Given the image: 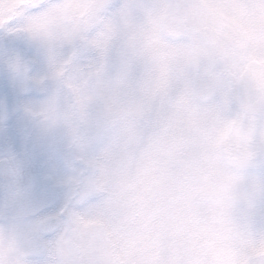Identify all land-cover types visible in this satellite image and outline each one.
<instances>
[{
    "label": "clouds",
    "instance_id": "9594fccd",
    "mask_svg": "<svg viewBox=\"0 0 264 264\" xmlns=\"http://www.w3.org/2000/svg\"><path fill=\"white\" fill-rule=\"evenodd\" d=\"M21 27L0 72L60 199L4 191L0 264H264V0H48Z\"/></svg>",
    "mask_w": 264,
    "mask_h": 264
},
{
    "label": "snow or ice",
    "instance_id": "6c2138e0",
    "mask_svg": "<svg viewBox=\"0 0 264 264\" xmlns=\"http://www.w3.org/2000/svg\"><path fill=\"white\" fill-rule=\"evenodd\" d=\"M5 0H0L4 3ZM9 7L7 12L0 10V33L6 37H16L23 30L21 25L25 18L37 15L41 8L46 6L48 0H6ZM8 49L15 51L18 56L32 64L40 60V53L35 45L22 39L5 40ZM252 60L242 64L237 74L243 75L250 70ZM62 72L63 68H58ZM0 85L9 102H15L19 92L10 83L7 73L0 76ZM14 119L12 113H5L0 119ZM0 175L4 177L3 185L6 191L12 192L19 187L29 192L28 207L33 209L32 215L38 216L44 211L56 208L60 194L58 183L60 177V165L57 162L55 151L43 145L35 144L28 149L20 150L13 147L7 154L0 157ZM61 212L65 207L59 209ZM45 230L44 223L36 225L37 242L42 239ZM240 264H247V259L242 258Z\"/></svg>",
    "mask_w": 264,
    "mask_h": 264
},
{
    "label": "rangeland",
    "instance_id": "374dc122",
    "mask_svg": "<svg viewBox=\"0 0 264 264\" xmlns=\"http://www.w3.org/2000/svg\"><path fill=\"white\" fill-rule=\"evenodd\" d=\"M5 51V48L3 45H0V52ZM9 113L10 115L13 113V109L9 108L7 106H1L0 105V116L4 115L5 113ZM14 120H18L16 117L14 119H0V153L10 151L13 147H16L17 149H21V138L19 135V132L16 131V129L19 130L21 127H15L14 124L16 123ZM7 137L9 138V142L6 140ZM4 193V192H3Z\"/></svg>",
    "mask_w": 264,
    "mask_h": 264
},
{
    "label": "flooded vegetation",
    "instance_id": "af4514ba",
    "mask_svg": "<svg viewBox=\"0 0 264 264\" xmlns=\"http://www.w3.org/2000/svg\"><path fill=\"white\" fill-rule=\"evenodd\" d=\"M3 75V72H0V76H2ZM0 105L1 106H7L8 105V107L9 108H12L13 109V111H14V104L13 103H11V102H9L8 101V99L6 98V96H5V94H4V89H3V87H2V85H0ZM16 123L14 124V126L15 127H20L21 126V123H20V121L19 120H14ZM16 131H18L19 132V130L18 129H16ZM1 138V137H0ZM8 142L10 141L9 140V138L7 137V139H6ZM5 191V188H4V185H3V182H0V196H2Z\"/></svg>",
    "mask_w": 264,
    "mask_h": 264
}]
</instances>
